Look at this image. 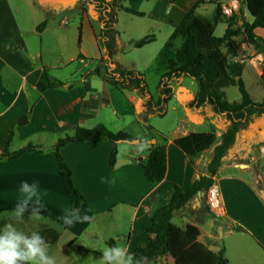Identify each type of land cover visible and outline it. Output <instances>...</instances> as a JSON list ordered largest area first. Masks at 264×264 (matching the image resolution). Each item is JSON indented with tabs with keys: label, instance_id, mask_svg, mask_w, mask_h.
<instances>
[{
	"label": "crops",
	"instance_id": "1",
	"mask_svg": "<svg viewBox=\"0 0 264 264\" xmlns=\"http://www.w3.org/2000/svg\"><path fill=\"white\" fill-rule=\"evenodd\" d=\"M146 1L148 4L145 6L146 11H142L145 14L143 17L156 22L164 30L163 44L196 2ZM61 15L62 12L49 10L47 3L42 0H0V154L11 130L13 134L9 151L27 144L47 147L57 139L71 135L77 127L89 129L103 124L113 132L127 133L124 126L128 116L135 117L139 113L140 98L135 93L124 95L107 82V71L102 70L105 67L103 60L92 65L89 57L95 56L96 48L99 50L95 30L94 39L84 44L88 56L84 57L80 53L77 57V53H72L70 49L76 34L73 32L74 18L72 24L68 25L60 18ZM41 23L44 26L38 29ZM138 31L140 29L129 31L126 44L122 33L118 31L123 48L131 47V41L147 35L145 30L135 35ZM254 33L264 40V28L257 27ZM88 46L93 47L91 52ZM161 46H156L153 58ZM247 46L246 54L240 60L243 63L242 76L246 71L260 82L263 55L255 53L252 46ZM99 53L101 57L100 50ZM211 57L218 59V53ZM114 59L130 70L144 72L148 68L141 70L134 59L126 62L117 55ZM201 66L199 64V70ZM95 71L100 74H95ZM97 79L101 80L99 84ZM46 80L60 81L64 86L38 90L37 83ZM179 81L173 84L174 95L170 101H176L181 110L186 109L184 103L192 100L196 92H190ZM179 117L173 135L169 138L153 127L162 138L156 137L154 143L148 139V146L143 151L136 147L139 143H129L135 146L129 150L120 149L116 144V162L112 168L109 167V156L114 145L107 140L67 143L59 148V153L72 171L73 184L85 198L79 209L80 215L93 217L91 222H77L70 227L63 224V217L71 209V199L65 191L52 151L25 152L11 160L0 159V229L6 223H13L29 234L38 231L50 244L49 254L56 258L57 264H87L89 256L93 259L100 257L90 252H79L78 247L101 253L105 245L122 244L127 246L129 252L144 246L146 239L143 234L149 224L151 211L166 203L174 185L187 189L200 173L209 154L207 150L198 157L188 159L173 142L178 137L197 132L193 126L214 121L215 117L204 114L202 109H186L188 119L182 115ZM143 124L146 125V122ZM211 125L209 131L214 128L216 136H219V125ZM127 134L138 140L145 136ZM155 143L166 145V173L159 183L149 182L137 161V158L144 159ZM235 164L222 165L213 177V184L222 206L220 215L228 219L229 225H240L246 232L225 229L209 222V230L198 240L217 252L222 240L238 235L234 245L260 257L258 251L264 253V250L257 240L264 244V189L253 185L243 175L231 172ZM238 166L244 165L238 163ZM102 177L108 180L114 178L115 183H102ZM24 181L38 182L44 205L43 220L29 219L30 212L24 214L23 221L11 215L23 197L20 186ZM193 201L195 206L192 207H198L197 200ZM223 248L226 256L227 249L225 246ZM226 258L232 264L228 256ZM160 262L173 264L169 255Z\"/></svg>",
	"mask_w": 264,
	"mask_h": 264
},
{
	"label": "trees",
	"instance_id": "2",
	"mask_svg": "<svg viewBox=\"0 0 264 264\" xmlns=\"http://www.w3.org/2000/svg\"><path fill=\"white\" fill-rule=\"evenodd\" d=\"M220 1L196 0L159 49L151 64L159 74L157 99L154 100L149 94L145 74L127 69L114 60V56L123 50L115 28L117 12L125 11L137 16H142L143 13L125 6L123 0H91L101 25L99 45L109 64L107 82L122 93H135L140 98L139 111L144 121L150 116L165 115L167 103L174 95L173 82L184 76L192 77L197 84L194 98L185 102V107L202 109L204 114L220 118L222 121L219 136H216V130L212 128L208 132H191L174 140V145L188 159L198 157L207 150L209 154L200 168V173L187 189L183 190L174 185L166 203L151 211L149 224L143 234L146 244L130 252L137 258L145 257L144 264H159L166 255L170 256L173 264H229L223 247L214 252L198 240L201 228L196 224L186 222L184 236L169 227V222L177 211L190 207V203L195 199L199 205L204 202L205 195L214 182L213 177L225 158H229L232 163L246 162L249 160L251 147L264 140V95L258 102L252 100L242 79L243 63L240 62L242 45H250L255 53L263 55L264 64V40L254 33L255 28H264V0H239L238 13L234 12L230 16L222 13ZM207 4L214 5L210 16L199 12ZM193 23L202 27L206 40L218 53V59L206 57L198 73H193L190 69L199 54L198 37L193 30ZM220 23L225 25V29L221 36H215L214 31ZM43 26L44 23H41L38 29ZM153 41L154 36L150 34L131 41L130 44L134 48H141ZM95 74L100 73L95 71ZM261 80L264 82V66ZM61 86H64V83L55 80L40 81L36 85L40 91ZM229 87L237 88L240 95L237 101L226 99L225 89ZM143 128L146 131L145 136L140 138L138 143L159 135L149 125H143ZM12 134L11 130L3 142L0 159L11 160L25 152L52 151L65 191L70 196L71 208L76 209H80L85 198L73 184L72 171L59 153V148L67 143L107 140L114 145L109 156V167L112 168L116 162V143L134 139L125 132H113L103 124H97L89 129L77 127L71 135L57 139L51 146L27 144L15 151H9ZM137 161L143 169L144 177L151 183H159L166 173V145L153 144L146 157L137 158ZM206 217L211 218L213 222L219 219L211 212H208ZM221 226L246 232L240 225ZM257 243L264 249L262 242L257 240ZM78 251L101 256V253L84 247H78Z\"/></svg>",
	"mask_w": 264,
	"mask_h": 264
},
{
	"label": "rangeland",
	"instance_id": "3",
	"mask_svg": "<svg viewBox=\"0 0 264 264\" xmlns=\"http://www.w3.org/2000/svg\"><path fill=\"white\" fill-rule=\"evenodd\" d=\"M43 1L47 3V5L49 6V10L54 9L57 10L58 12H62L60 18L62 17L68 25L72 24L74 18L75 29H73V32H76V34L74 33L75 39L70 44V49L72 53H77V57L80 53L84 57L88 56L86 54V50L84 49V44L87 40L90 41L94 39L93 30H95V34H96L95 36L97 39L99 50L101 51V57L98 48H96V53L94 54L95 56L89 55L90 56L89 59L91 60L92 65H95L96 62H100V60L102 59L105 66L104 68H102V70H106L108 74L109 64L105 59L104 51L102 47L99 45V40H98L101 25L98 19L96 18L97 13L93 8L91 0H42V2ZM123 4L131 8H138L141 10L140 12L142 11L144 12L146 11L145 6L148 4V2L146 0H123ZM213 8L214 5L207 4L203 6V8L199 10V12L202 13V15L208 16L212 12L211 9L213 10ZM236 13H238V11ZM144 15L145 14L143 13L142 16H137L127 13L125 11H118L116 15L115 28L117 31L122 33L121 36L122 39H124V44H126L125 39L129 37V31L134 32L137 29H140V31L136 32L135 35H140L141 31L145 30L146 32L145 34L147 35H150L151 33H152L151 35L154 34L153 36L156 41H154V43L152 42L151 45H149L148 47L143 46L144 48L141 47V48L132 49L134 47L131 46L132 47L131 48L124 46L122 52L117 53L116 55L121 60L126 62L134 59L135 61H137L139 67H141L140 68L141 70H144L148 67L146 70H144V72L143 71L141 72L145 74V81L147 84L149 94L153 97L154 100H156L159 74L151 67V63L154 60L153 51L155 50L156 46L159 47L161 45L163 46L164 30H162L161 26L156 22L154 21L152 22L149 19L143 17ZM245 17L248 18L247 13H245ZM67 24L65 26H68ZM223 29H224V25L221 23L218 24L215 29L214 35L221 36L223 33ZM193 30L196 32V34L199 37L198 45L200 52L190 69L193 73H196L199 70V64L200 66L202 65L204 58L208 56L211 57L212 55L217 54L216 53L217 51L208 43L204 35V31L199 24L193 23ZM142 37L143 36H141V38ZM242 46H244V49L242 48L241 55H245L248 46L247 45H242ZM92 50L93 47L91 48V46H88V51L91 52ZM151 58L153 59L149 63ZM242 77L245 87L249 95L251 96L252 100L256 102L260 101L264 93V82L262 80L260 81L261 83L258 82L259 79L250 75L246 71ZM179 79H180L179 82L182 84V86L190 90V92L195 93L197 91V84L192 77L184 76ZM97 80L99 84L101 80L100 79ZM175 82H173V84ZM122 94L128 95L129 93L123 92ZM225 94H226V99L228 101H237L240 98L239 92L236 87L227 88ZM170 100L167 103L166 113L163 117L150 116L146 121H144L143 116L139 111V113L138 112L136 113L135 117L133 115H130V117L128 116V118L126 117L127 121H126V126H124V130L135 137L142 136L146 132L143 128L144 125L143 122H146V125L152 126L158 131H160L165 138L171 137L173 135L174 125L178 122V119L180 118L179 116L182 115L184 119L187 118L186 117L187 108L185 107L186 109L179 110V107H177L175 103L176 101H170ZM213 123L219 125V127L222 125L221 119L215 117L214 121L211 122L205 121L204 124L193 127L197 132H208L209 129L212 127L211 124ZM156 137L158 139L162 138V136L159 135L158 136L156 135ZM116 144L119 146L120 149H125V150H129L135 147L133 145H129L128 142H118ZM258 147H263V151H260L259 155L256 154V152H258ZM229 163H231V160L229 158H226L223 160L222 165H226ZM242 165L244 166L240 167L238 166L237 163L235 164L236 167L230 169V171L233 173L243 175L244 177L249 179V181L253 185L257 187L261 186L262 189H264V140L261 141L259 144H256L251 147L249 151V160L243 162ZM192 206H195L194 201L190 203V207L177 211L172 216L169 222V227L172 230L174 229L177 230L180 236L186 235V230L184 226L186 222L196 224L201 228V233L198 236L199 239L201 238L200 236L203 233L205 234L209 230V225H208L209 222H212L214 226L229 224L228 219L223 215H218L219 219L216 220V222H213L211 218H207L206 216L208 212H212V211H209L208 207H206L207 205L205 200L198 207H192ZM237 236L238 235H235L233 237L224 239L220 242V248L223 246L226 247L227 249L226 257L228 256V258L231 260V263L232 264H264L263 251L261 250L258 251L259 255L261 256L256 257L253 255V252H250L248 249L245 250V249L237 248V246L234 245ZM243 236L245 238V235ZM167 264L170 263L168 262Z\"/></svg>",
	"mask_w": 264,
	"mask_h": 264
},
{
	"label": "clouds",
	"instance_id": "4",
	"mask_svg": "<svg viewBox=\"0 0 264 264\" xmlns=\"http://www.w3.org/2000/svg\"><path fill=\"white\" fill-rule=\"evenodd\" d=\"M147 146V140H141L136 145L141 151ZM101 182L115 183V179L108 180L102 177ZM20 191L23 197L17 202L11 215L18 221H23L24 214L30 212L29 219L43 220L44 205L38 182L24 181L21 183ZM92 220V216L87 214L81 216L79 209L71 208L63 217V224L70 227L77 222L86 223ZM49 249L50 244L38 231L29 234L15 227L13 223H6L0 229V264H57L56 258L49 254ZM100 252L101 256L98 259L89 256L87 264H144L146 260L145 257L137 258L122 244L105 245Z\"/></svg>",
	"mask_w": 264,
	"mask_h": 264
},
{
	"label": "built area",
	"instance_id": "5",
	"mask_svg": "<svg viewBox=\"0 0 264 264\" xmlns=\"http://www.w3.org/2000/svg\"><path fill=\"white\" fill-rule=\"evenodd\" d=\"M220 5L222 13L226 16H230L232 13L237 12L239 8L237 0H221ZM260 151H263V147H258V152H256V154L259 155ZM205 202L209 211H212L213 214L218 216L222 213L220 198L214 184L208 189L205 195ZM159 264H167V262H160Z\"/></svg>",
	"mask_w": 264,
	"mask_h": 264
},
{
	"label": "water",
	"instance_id": "6",
	"mask_svg": "<svg viewBox=\"0 0 264 264\" xmlns=\"http://www.w3.org/2000/svg\"><path fill=\"white\" fill-rule=\"evenodd\" d=\"M125 142H128V143H130V144H133V143H138L139 140H138V139H134V140H131V141H125ZM150 142H151V143H154V142H155V139H151Z\"/></svg>",
	"mask_w": 264,
	"mask_h": 264
}]
</instances>
